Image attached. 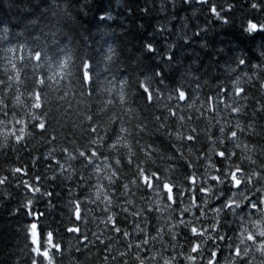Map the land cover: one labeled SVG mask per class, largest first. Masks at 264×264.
<instances>
[{"label":"snow or ice","instance_id":"6c2138e0","mask_svg":"<svg viewBox=\"0 0 264 264\" xmlns=\"http://www.w3.org/2000/svg\"><path fill=\"white\" fill-rule=\"evenodd\" d=\"M199 3L214 21L229 25L236 20L237 8L244 7L239 0L235 3L233 0H199ZM184 4L192 7L191 0H184ZM163 7L161 5V9ZM248 8L251 15L245 16L239 27L244 33L261 36L260 47L264 48V0H248ZM142 11L148 13L149 8ZM111 18L106 12L99 20L103 23ZM37 23V20L20 21L29 37L16 45L9 39L11 28L5 26L0 30V41L9 45L2 50L8 57L7 64L15 72L14 76L7 77V81L0 79V114L7 117L9 112L12 113L11 126L0 120V136L3 137L0 147L13 139L17 146H27L26 136H39L46 145H52L57 139L49 131L52 124H60L61 118L66 122L73 113L83 117L82 124H88L84 131L89 139L82 150L75 140H71L72 151L61 147L57 154L55 148L49 147L40 156L30 152L28 165H10L9 174L0 175V188H8L10 177H15L17 187H23L29 194L9 211L23 212L39 221L24 225V239L30 240L25 244L27 258L22 257L16 264H58V258L65 250L70 252L73 247L71 239H66L67 234L80 245L75 250L81 255L91 251L90 245L98 244V251L102 249L105 253L101 257L102 264H182L178 256L183 257L184 264H264V51L256 58L258 63H253V58L245 53L236 55L233 61L236 67H229L227 71H239L240 75L226 80L215 77V84L201 98L197 95L201 91L200 83L197 82L194 88H186L180 81H170L164 71L178 61L176 49L179 45L176 43L167 44L160 65L141 69L143 58L158 52L156 43L146 40L137 53L129 57L119 78L106 79L102 87L100 62L95 57L87 52L74 56L68 45L61 46L57 40L60 32L57 24L51 25L48 32L41 31L32 36L29 29ZM205 23H208L207 18ZM20 24L13 27H20ZM165 31H168L166 23L156 29L157 33ZM23 35L24 32L17 33V36ZM199 35V32L194 33V36ZM120 55L109 45L103 70L111 72L112 64ZM17 61L24 69H31V77H25L30 79L31 88L27 93L30 106L25 105L27 111L23 113L25 118L16 116L17 106L23 104L19 90L21 69H17ZM253 77L259 84V98L252 95L256 86L252 84ZM14 81L17 87L9 107L4 93L12 89ZM245 82L251 87L241 86ZM154 83L159 87H154ZM133 87L135 108L126 98V90ZM102 93H106L108 99L97 102L93 111L90 102ZM162 99L167 102L162 103ZM249 100L254 102L241 103ZM117 105L121 108L120 114L114 110ZM81 106L83 112L79 111ZM185 108L195 110V119L185 112ZM222 112L227 114V119ZM201 120L205 121L206 127L199 126ZM152 124L154 129L149 127ZM64 126L66 124L61 125ZM72 127L76 128V124ZM29 128L31 131L26 133ZM145 135L155 139L141 144ZM153 144L157 146L154 148ZM15 150L19 151V147ZM185 151L195 159L186 156ZM45 155L50 158L44 161L47 167L33 173V167L39 165ZM51 160H55V164H51ZM201 168L204 171H200ZM210 171L216 174L210 175ZM48 172L52 173L50 177ZM93 173L95 185L90 183ZM25 176L30 178L26 180ZM77 176L79 194L68 200L70 214L68 223L61 222L65 229L61 234L58 228L52 229L45 222L49 217L36 209L35 204L37 200L47 198V207L54 208L52 201L60 195L56 188L63 191L64 181ZM102 180L107 181V189ZM130 185L143 191L151 190L156 199L145 201L144 206L129 213V208L123 205L135 204L129 198ZM89 188L95 190L96 199H100L103 190L105 211L111 213L107 215L105 227L112 235L93 232L94 239H90L78 224L84 219L82 202L90 200ZM68 191L73 192L72 189ZM2 196L0 194V198ZM186 196L187 205L184 203ZM140 199L144 200V196ZM161 204L162 207L157 206ZM116 208H122L126 215L121 217ZM164 212L169 214L163 218V223H159L162 216L157 213ZM209 212L213 214L211 217L207 215ZM189 213H192L191 218H188ZM129 216L132 217L131 230ZM153 220L157 221L154 226ZM233 222L237 224L234 228L231 227ZM180 231L185 232L187 253L183 244L176 252ZM165 235L170 237L167 243L175 255L166 254ZM81 239L87 243L81 244ZM158 241L160 248L155 246Z\"/></svg>","mask_w":264,"mask_h":264},{"label":"trees","instance_id":"16d2710c","mask_svg":"<svg viewBox=\"0 0 264 264\" xmlns=\"http://www.w3.org/2000/svg\"><path fill=\"white\" fill-rule=\"evenodd\" d=\"M174 2L175 8L173 7V0H0V30L5 26L11 28L12 31L9 39L12 45H16L17 43H24L26 38L29 37V32H25L23 24H20L21 20L24 23H27L28 20H37V25L29 29L32 36L39 35L41 31L48 32L51 25L57 24L60 28L57 40L60 41L61 46L68 45L74 56L87 52L100 62L101 72L99 80L102 87L105 86L104 81L106 79L112 80L113 76L117 79L119 78L120 73L127 67L129 57L137 53L141 43L146 40L155 42L158 52L155 56L143 58L140 66L141 69H149L152 66L160 65L162 63L161 55L165 54L167 44L176 43L179 45L178 49H176L178 61L164 68V71L168 74L170 81H180L186 88H194L197 82L200 83L201 91L197 95L201 98L208 92L209 87L215 84V77L221 76V78L226 80L228 77L235 79L237 75H240L239 71L235 73L227 71L229 67H236L233 62L236 55L245 53L247 56L253 58V63H258L256 58L264 51V48L260 47L262 43L261 36L244 33L239 27L240 22L245 16L251 15V9L248 8V0H239V4L244 7L237 8L234 13L236 20L231 25L214 21L211 14L207 12V9L200 7L199 0H191L192 7H186L184 0H174ZM233 2L235 3L236 0H233ZM161 5L164 6L163 9H161ZM145 7L149 8L148 13L142 11ZM106 12L110 13L112 18L102 23L99 18ZM206 18L208 19V23H205ZM165 23L167 24L168 31L157 33L156 29L162 27ZM17 24H20V27H13ZM204 29H207V31L205 32ZM20 32H24V35L17 36V33ZM196 32L200 33L198 37L194 36ZM28 42L31 43V40L28 39ZM205 44L207 45L206 47L204 46ZM109 45H112L121 53L119 59L115 60L112 64L111 72L103 70L105 68L103 63L104 55ZM8 46L7 43L0 41V79H4L5 81H7L9 75H15L14 70L7 64L8 57H6L2 50ZM16 55L19 56L20 53L17 52ZM132 67L135 69L136 65L133 63ZM17 69H21L19 90L22 94L21 100L23 104L17 106L16 116L17 118H25L23 116V113L27 111L25 105L30 106V98L27 93L31 90L29 86L30 79L26 80L25 77L26 75L31 77V69L30 67L24 69L23 65L18 61ZM248 74L251 76L252 72L249 71ZM205 81H207V85ZM252 84L256 85L252 90V95L259 98L260 89L255 77H253ZM153 86L159 87L155 83ZM241 86L251 87L247 82ZM16 87L17 84L14 81L12 89L4 93L9 107L12 106V97L15 94ZM133 91L134 87L127 89L126 98L129 105L135 108L136 105L133 103L134 97L132 96ZM165 95H167V90H165ZM173 95L175 94L173 93ZM106 99H108L106 93L95 97L90 102L93 105V111H95L97 102ZM161 102L166 103L167 101L162 99ZM253 102L252 100L247 102L241 101L242 104ZM197 105H199V101ZM114 110L117 114L121 112L119 105ZM79 111L83 112L84 108L81 106ZM185 112L193 115V119H195L194 109L185 108ZM156 114H159V112ZM221 115L227 119L226 113L222 112ZM0 120H5L11 126L12 113L9 112L7 117L0 114ZM82 121V116L73 113L67 118L66 122L64 118H61L60 124H52L49 131L51 135L57 137L52 145H46L39 136L31 138L26 136L27 146H17L14 139L10 140L7 145L0 147V175H8L10 165L16 167L21 166V163L28 165L30 152L33 155L40 156L41 153L47 152L49 147L55 148L57 154H59L61 147H68L72 151L73 145L69 143L71 140H75L82 150L89 139L84 131V129L88 128V124L86 122L82 124ZM29 123H31L30 120ZM230 123H234V121H230ZM64 124L66 126L61 127ZM73 124H76V128L72 127ZM199 126L206 127L205 121L201 120ZM149 127L154 129L155 125L152 124ZM29 131H31L30 128L26 129V133ZM69 132H71V135H69ZM154 139L155 137L145 135L141 139V144H144L145 141L151 143ZM0 143H3L2 136H0ZM156 146V144H153L154 148ZM17 147H19V151L15 150ZM101 151H104V149H101ZM185 155L190 159H195V156L190 155L187 151H185ZM17 156L20 157L19 160ZM49 159L48 156H43L41 163L33 167V173H39L46 168L47 165L44 161H49ZM109 162L112 163L111 160ZM50 163L55 164V160H51ZM74 167H78V165L74 164ZM101 167L103 169V163H101ZM200 171H204V169L201 168ZM209 174L214 175L216 173L210 171ZM47 175L50 177L52 173L48 172ZM29 178L28 176L24 177L26 180ZM10 180L11 183L8 188H0V194H3L2 198H0V264H16L22 257L24 259L27 258L28 250L25 244L30 243V240L25 241L24 239V225H29L32 222L39 223L34 217L25 216L23 212L9 211L17 207L18 201L29 195L23 187H17L15 177H10ZM78 180V176L72 180H65L62 186L63 191H61V188H56V192L60 193V195L52 201L55 205L54 208L47 207V198H41L35 204L36 209L44 212L45 216L49 217L45 222L49 223L52 229L58 228L61 234L65 232L61 222L68 223L70 214L71 205L68 204V200L72 196L79 194V189L76 188ZM90 183L92 185L96 184L94 173ZM101 183L107 189V181L102 180ZM45 186L47 187V185ZM68 189H72L73 192L70 194ZM48 190H51V188L49 187ZM87 191L90 193V200L82 202V215L84 219L78 222L79 226L90 239H94L92 237L93 232L98 235L101 233L112 235L105 227L107 215L111 213H106L105 211L106 202L103 199V190L100 199H96L94 189L89 188ZM141 196H144V200L140 199ZM129 198L135 201L134 205H123V207L129 208V213L137 210L138 207L144 206L145 201L151 202L156 199L152 195L151 190L143 191L133 185L129 186ZM184 203L185 205L188 204L187 196ZM157 206L162 207L163 205ZM115 211H119L121 217L126 215L122 208H116ZM168 214V212L157 213L158 216H162L159 223H163V218H166ZM189 214L188 218H191L192 213ZM207 215L211 217L213 214L209 212ZM229 219L232 218L229 217ZM85 220L87 224H85ZM131 222L132 217L129 216L128 227L130 230L132 227ZM156 224L157 221L153 220L152 225ZM236 226L235 222L231 225L233 228ZM152 234L154 235L155 233L153 232ZM184 235L185 232L183 231H180L178 234L176 252L180 250V244L184 245L183 250L185 253L188 251ZM37 238L39 239V236ZM101 238L103 239L104 237L101 236ZM66 239H71L73 247L70 252L67 249L65 250L64 255L58 258V264H74V262H78V264H102L101 257L105 253L102 249L98 251V244L97 246L90 245L91 251L81 255L75 250L80 245L72 238L71 234H67ZM169 240L170 237L165 235L164 248L167 249L166 254L175 255L176 253L173 252L171 246L167 243ZM83 243L87 242L81 239V244ZM155 246L156 248H160V242L158 241ZM224 255H228L227 250H225ZM177 259L184 264L183 257L178 256ZM259 259L260 257L257 254V261Z\"/></svg>","mask_w":264,"mask_h":264},{"label":"bare ground","instance_id":"6f19581e","mask_svg":"<svg viewBox=\"0 0 264 264\" xmlns=\"http://www.w3.org/2000/svg\"><path fill=\"white\" fill-rule=\"evenodd\" d=\"M92 2V1H91ZM177 15V14H176ZM175 16V15H174ZM120 18V17H119ZM154 20V19H153ZM120 24V23H119ZM183 51V50H182ZM161 53V52H160ZM182 56V55H181ZM146 66V65H145ZM190 215V214H189Z\"/></svg>","mask_w":264,"mask_h":264}]
</instances>
